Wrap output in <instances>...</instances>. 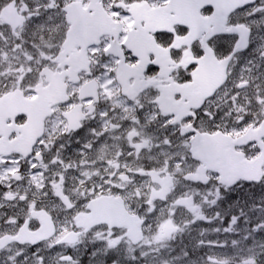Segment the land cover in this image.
I'll return each mask as SVG.
<instances>
[{"label":"snow or ice","instance_id":"snow-or-ice-1","mask_svg":"<svg viewBox=\"0 0 264 264\" xmlns=\"http://www.w3.org/2000/svg\"><path fill=\"white\" fill-rule=\"evenodd\" d=\"M245 4L253 5L248 16L264 17V0ZM6 9L16 16L0 22V96L19 95L31 110L5 122L22 124L35 114L37 127L26 147H0V264H50L61 248L56 264H80L67 249L85 238L100 245L90 254L101 255L100 264H168L158 256L171 252L167 242L184 231L177 218L185 225L189 213L205 219L195 200L197 185L209 179L203 167L193 170L194 141L206 122L218 119L217 93L193 104L174 92L165 104L148 90L125 86L109 37L86 31L89 0H0V11ZM252 44L248 26L227 59L243 56L259 67L264 51ZM249 86L241 77L225 103H238L243 91L247 110L241 104L237 111L245 114L233 123L264 127V90L257 86L249 96ZM74 136L78 147L66 157ZM244 145L260 151L264 136ZM249 183L264 188V176ZM253 231L264 232V223ZM194 247L206 251L188 264H264V244L259 251L236 239L231 252L223 251L227 242L201 240ZM188 248L185 243V258Z\"/></svg>","mask_w":264,"mask_h":264},{"label":"flooded vegetation","instance_id":"flooded-vegetation-1","mask_svg":"<svg viewBox=\"0 0 264 264\" xmlns=\"http://www.w3.org/2000/svg\"><path fill=\"white\" fill-rule=\"evenodd\" d=\"M260 2L261 0H256L257 4ZM100 3L101 13L95 12L87 17L86 31L104 32L109 37L110 51L120 58V63L116 65L118 78L125 86L148 90L165 104L170 101L174 92L184 93L188 101L191 97H201L210 91L217 93L213 109H220L225 117L218 114V119L206 122L201 131H207L211 124L210 129L218 130L224 122L235 116L240 101H245L244 92L241 91L238 103L229 105L225 100L231 99L229 93L235 91V85L241 77L250 80L252 75H256L259 80L264 79V63L259 64V67H252L246 63L245 57L238 56L224 65L229 52L239 40V25L251 27L252 47L264 51V34L263 39L259 40L255 29L261 26L264 30V17L259 13L255 16L247 15L253 5L232 12L222 22H210L207 26L204 23L190 22L189 6L183 7V12L177 14L171 6H167L168 0H100ZM92 6L89 0L91 9ZM211 14L210 8H205L200 13L202 17H209ZM15 16L16 13L11 9L0 11V22L14 19ZM110 19L113 20L112 24L108 22ZM134 23H137L138 35L128 39V32L134 27ZM233 27H236L235 34H232ZM219 29L223 32H217ZM242 33L246 35V30H242ZM248 59L259 63L258 56H249ZM142 60L148 64L140 72ZM190 65L194 66L185 71ZM149 66L156 67V71L147 72ZM249 67H252L251 73L248 72ZM124 71L126 73L123 75ZM183 76H188L189 80L184 81ZM222 81L224 85L218 88ZM246 91L249 96L256 91L253 90L251 80ZM262 114L264 115V107L260 110V115ZM216 125L221 126L217 128ZM83 136L84 133H81V137ZM14 138L16 134L10 133L8 139L11 141ZM76 139L74 136L69 141L71 147L65 152L66 157L73 156V150L78 147Z\"/></svg>","mask_w":264,"mask_h":264},{"label":"rangeland","instance_id":"rangeland-1","mask_svg":"<svg viewBox=\"0 0 264 264\" xmlns=\"http://www.w3.org/2000/svg\"><path fill=\"white\" fill-rule=\"evenodd\" d=\"M261 201H262L261 203L263 204V208H264V200H262V198H261ZM261 220H262V222H264V217ZM260 233L261 232H258L257 234H255V231H253V234H252L253 241H251V243L249 245H242V247L243 246H251V245L255 244L256 247L254 250L259 251L260 250L259 245L264 244V242L260 240ZM188 234L184 235L181 239H179V241H175L177 239H174L172 241L167 242L168 246L172 249V251L168 252L167 250H162L161 254L158 256V262L168 261V264H188V261L192 260V259H189L188 257L185 258L183 256V254L179 253V245H178L181 243H184V244L187 243L189 248L191 249V252L198 251V250H196L195 247H193V239H192V241L187 242L186 237L191 238L190 236H188ZM192 234L193 233L191 232V235ZM188 240H191V239H188ZM212 241H215V239H213ZM191 252L189 251V253H191ZM177 257H179V259H175ZM222 259H226V257H222ZM100 261L101 260L96 261L95 264H100Z\"/></svg>","mask_w":264,"mask_h":264},{"label":"water","instance_id":"water-1","mask_svg":"<svg viewBox=\"0 0 264 264\" xmlns=\"http://www.w3.org/2000/svg\"><path fill=\"white\" fill-rule=\"evenodd\" d=\"M208 3H209V0H208Z\"/></svg>","mask_w":264,"mask_h":264}]
</instances>
